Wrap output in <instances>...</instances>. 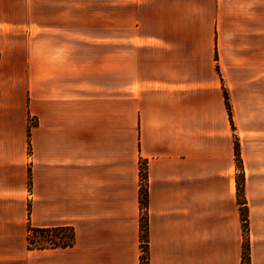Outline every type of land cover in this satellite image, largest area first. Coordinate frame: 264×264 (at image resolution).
<instances>
[{
  "label": "crops",
  "instance_id": "crops-1",
  "mask_svg": "<svg viewBox=\"0 0 264 264\" xmlns=\"http://www.w3.org/2000/svg\"><path fill=\"white\" fill-rule=\"evenodd\" d=\"M238 145L264 264V0H0V264H242Z\"/></svg>",
  "mask_w": 264,
  "mask_h": 264
},
{
  "label": "trees",
  "instance_id": "trees-1",
  "mask_svg": "<svg viewBox=\"0 0 264 264\" xmlns=\"http://www.w3.org/2000/svg\"><path fill=\"white\" fill-rule=\"evenodd\" d=\"M225 105L232 120V108L229 102V96L227 91L224 90ZM237 158L239 163V169L242 171L241 183L239 182V205L240 214L242 219V230H243V244H242V264H250V239H249V227H248V209L246 207V201L244 196V175L242 159L240 155L239 145L237 146ZM144 175V172H143ZM140 203L143 208L147 206V195L143 191L141 194ZM141 240L142 244V256L140 259V264H149L148 262V252H147V240H148V229L146 219L143 217L141 221ZM28 249L29 250H44V249H65L74 246L75 243V233L74 229L69 226H60L52 228H35L32 226L28 227Z\"/></svg>",
  "mask_w": 264,
  "mask_h": 264
},
{
  "label": "rangeland",
  "instance_id": "rangeland-1",
  "mask_svg": "<svg viewBox=\"0 0 264 264\" xmlns=\"http://www.w3.org/2000/svg\"><path fill=\"white\" fill-rule=\"evenodd\" d=\"M241 176H242V171L240 170V174H239V182H240V183H241V181H242V180H241V179H242ZM243 237H244V236H243Z\"/></svg>",
  "mask_w": 264,
  "mask_h": 264
}]
</instances>
